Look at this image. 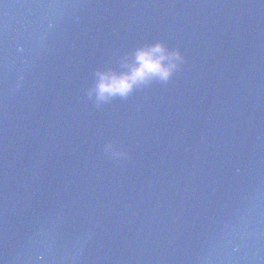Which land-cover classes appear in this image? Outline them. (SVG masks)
<instances>
[{
	"label": "water",
	"instance_id": "95a60500",
	"mask_svg": "<svg viewBox=\"0 0 264 264\" xmlns=\"http://www.w3.org/2000/svg\"><path fill=\"white\" fill-rule=\"evenodd\" d=\"M0 264H264V0H0Z\"/></svg>",
	"mask_w": 264,
	"mask_h": 264
},
{
	"label": "clouds",
	"instance_id": "9594fccd",
	"mask_svg": "<svg viewBox=\"0 0 264 264\" xmlns=\"http://www.w3.org/2000/svg\"><path fill=\"white\" fill-rule=\"evenodd\" d=\"M180 59V53H168L163 44L137 49L134 62L123 72H100L97 91L100 98L108 95L127 96L134 89L153 78L167 80L178 66L175 61ZM170 61L165 63V61Z\"/></svg>",
	"mask_w": 264,
	"mask_h": 264
}]
</instances>
